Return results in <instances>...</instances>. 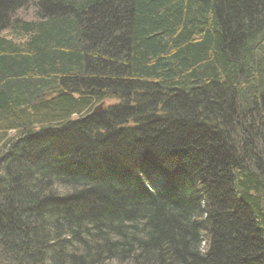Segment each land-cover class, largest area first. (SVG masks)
<instances>
[{"label":"trees","instance_id":"trees-1","mask_svg":"<svg viewBox=\"0 0 264 264\" xmlns=\"http://www.w3.org/2000/svg\"><path fill=\"white\" fill-rule=\"evenodd\" d=\"M113 261L264 264V0H0V264Z\"/></svg>","mask_w":264,"mask_h":264},{"label":"bare ground","instance_id":"bare-ground-1","mask_svg":"<svg viewBox=\"0 0 264 264\" xmlns=\"http://www.w3.org/2000/svg\"><path fill=\"white\" fill-rule=\"evenodd\" d=\"M95 113V110L90 114H94ZM129 122H125L124 125H123V128L128 124ZM129 126V125H128ZM128 128V127H126ZM125 128V129H126ZM155 174L154 172H149L148 175L144 176V179L142 181V186L144 189L146 190H149L150 194L152 195H155L158 196V193L159 192V186H158V183H159V178H156L155 177ZM185 180L188 184V187H189V195L195 199L197 197H201L202 195V190L199 186V183L197 181V177L195 176V174H185ZM200 181V180H199Z\"/></svg>","mask_w":264,"mask_h":264},{"label":"rangeland","instance_id":"rangeland-1","mask_svg":"<svg viewBox=\"0 0 264 264\" xmlns=\"http://www.w3.org/2000/svg\"><path fill=\"white\" fill-rule=\"evenodd\" d=\"M32 19V18H31ZM31 19H29V20H31ZM117 103V101H115V100H108V101H105L104 103H102V104H100L99 106H98V108L99 107H105L104 109H106L107 107H109V106H111V105H114V104H116ZM54 155V154H53ZM52 155V156H53ZM41 161H44L43 159L41 160ZM105 264H120V263H118L117 261H113V262H106Z\"/></svg>","mask_w":264,"mask_h":264},{"label":"water","instance_id":"water-1","mask_svg":"<svg viewBox=\"0 0 264 264\" xmlns=\"http://www.w3.org/2000/svg\"><path fill=\"white\" fill-rule=\"evenodd\" d=\"M98 110H96L95 112H97Z\"/></svg>","mask_w":264,"mask_h":264}]
</instances>
